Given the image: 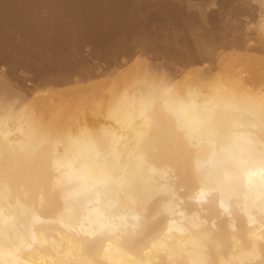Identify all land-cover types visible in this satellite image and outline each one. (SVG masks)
I'll list each match as a JSON object with an SVG mask.
<instances>
[{"label":"bare ground","instance_id":"1","mask_svg":"<svg viewBox=\"0 0 264 264\" xmlns=\"http://www.w3.org/2000/svg\"><path fill=\"white\" fill-rule=\"evenodd\" d=\"M232 72L149 75L50 120L0 95V264H264V82Z\"/></svg>","mask_w":264,"mask_h":264},{"label":"rangeland","instance_id":"2","mask_svg":"<svg viewBox=\"0 0 264 264\" xmlns=\"http://www.w3.org/2000/svg\"><path fill=\"white\" fill-rule=\"evenodd\" d=\"M88 12L118 23L98 28ZM232 71L264 82V0H0L1 98L42 120L139 78L213 83Z\"/></svg>","mask_w":264,"mask_h":264}]
</instances>
